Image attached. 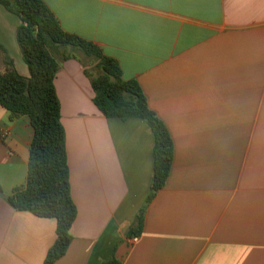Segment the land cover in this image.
<instances>
[{
    "label": "crops",
    "instance_id": "crops-1",
    "mask_svg": "<svg viewBox=\"0 0 264 264\" xmlns=\"http://www.w3.org/2000/svg\"><path fill=\"white\" fill-rule=\"evenodd\" d=\"M43 1L140 84L174 143L166 185L128 236L151 191L154 134L143 120L105 117L86 67L62 61L78 216L55 264H102L114 251L122 264H264V0ZM19 25L0 3V72L8 55L28 78ZM33 137L27 116L0 105V264H44L57 239L55 219L6 200L27 183Z\"/></svg>",
    "mask_w": 264,
    "mask_h": 264
},
{
    "label": "trees",
    "instance_id": "trees-1",
    "mask_svg": "<svg viewBox=\"0 0 264 264\" xmlns=\"http://www.w3.org/2000/svg\"><path fill=\"white\" fill-rule=\"evenodd\" d=\"M0 3L20 18L17 41L30 70V77L20 75L6 55L5 71L0 72V105L15 117L27 116L34 129L27 183L16 188L6 200L16 211L57 221V239L44 264H55L66 255L78 216L70 183L66 131L55 86L62 61L76 59L86 67L85 74L94 90L93 102L105 117L143 120L154 134L151 191L136 225L128 232V236L139 235L147 206L165 187L172 170L174 143L167 126L149 107L140 84L124 79L119 62L105 55L93 42L66 32L43 0H0ZM84 58L95 62L92 70ZM102 264L122 262L114 251Z\"/></svg>",
    "mask_w": 264,
    "mask_h": 264
},
{
    "label": "rangeland",
    "instance_id": "rangeland-1",
    "mask_svg": "<svg viewBox=\"0 0 264 264\" xmlns=\"http://www.w3.org/2000/svg\"><path fill=\"white\" fill-rule=\"evenodd\" d=\"M79 56H81L82 58H83V56L82 55H79ZM84 60H85V62L88 64V66H89V69H93V67H94V63L95 62H93V60H90V59H86V58H84Z\"/></svg>",
    "mask_w": 264,
    "mask_h": 264
},
{
    "label": "built area",
    "instance_id": "built-area-1",
    "mask_svg": "<svg viewBox=\"0 0 264 264\" xmlns=\"http://www.w3.org/2000/svg\"><path fill=\"white\" fill-rule=\"evenodd\" d=\"M7 135H8L7 133L4 134V136H7ZM134 241L137 242L138 238H135Z\"/></svg>",
    "mask_w": 264,
    "mask_h": 264
}]
</instances>
